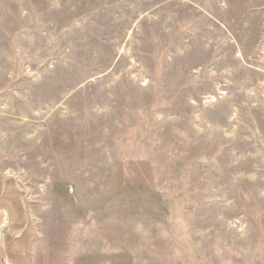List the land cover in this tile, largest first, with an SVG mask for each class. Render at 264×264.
I'll list each match as a JSON object with an SVG mask.
<instances>
[{"label": "rangeland", "instance_id": "374dc122", "mask_svg": "<svg viewBox=\"0 0 264 264\" xmlns=\"http://www.w3.org/2000/svg\"><path fill=\"white\" fill-rule=\"evenodd\" d=\"M0 264H264V0H0Z\"/></svg>", "mask_w": 264, "mask_h": 264}]
</instances>
